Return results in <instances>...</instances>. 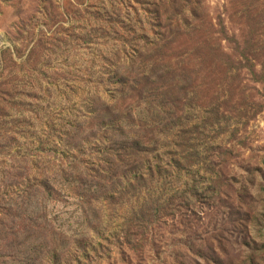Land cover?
<instances>
[{"label": "rangeland", "instance_id": "rangeland-1", "mask_svg": "<svg viewBox=\"0 0 264 264\" xmlns=\"http://www.w3.org/2000/svg\"><path fill=\"white\" fill-rule=\"evenodd\" d=\"M0 264H264V0H0Z\"/></svg>", "mask_w": 264, "mask_h": 264}]
</instances>
